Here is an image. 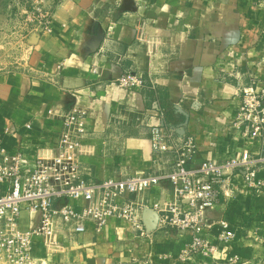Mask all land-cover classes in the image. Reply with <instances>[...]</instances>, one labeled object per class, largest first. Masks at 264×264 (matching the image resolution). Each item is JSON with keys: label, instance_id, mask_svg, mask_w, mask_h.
<instances>
[{"label": "crops", "instance_id": "obj_1", "mask_svg": "<svg viewBox=\"0 0 264 264\" xmlns=\"http://www.w3.org/2000/svg\"><path fill=\"white\" fill-rule=\"evenodd\" d=\"M44 8L50 31L31 36L21 67L0 72L1 142L20 148L28 165L56 153L72 107L85 116L79 162L86 179L167 172L186 137L195 142L194 166L264 149V131L245 139L232 124L239 89L264 78V0H44ZM126 71L147 86H117ZM158 108L167 114L162 153L151 140ZM256 176L264 181V164ZM222 180L197 233L211 254L182 264H264V182L257 192L227 166ZM128 198L139 204L133 219L110 217L100 229L88 220L79 233L57 220L55 242L36 237L26 264H172L192 233L159 222L174 201L169 182ZM37 222V212L21 211V229Z\"/></svg>", "mask_w": 264, "mask_h": 264}, {"label": "built area", "instance_id": "obj_2", "mask_svg": "<svg viewBox=\"0 0 264 264\" xmlns=\"http://www.w3.org/2000/svg\"><path fill=\"white\" fill-rule=\"evenodd\" d=\"M42 30L50 31L48 15L42 22ZM114 82L126 91L147 86V82L132 71L121 73ZM150 85H153L151 80ZM238 92L240 103L232 124L247 139L264 131V78L259 81L251 79ZM156 114L158 123L151 128L152 147L162 153L169 147L162 131L167 114L159 108ZM86 132L84 114L72 107L62 117L56 153L50 157H37L32 165L26 163L20 148L8 150L0 138V261L28 263L36 237L51 244L55 242L57 220L63 224L71 223L72 231L77 233L84 231L88 220L98 229L110 217L131 220L139 204L128 196L166 180L174 201L167 206L159 222L192 233L191 240L172 263L182 264L193 254H211L212 246L197 233L204 226L205 210L217 202L221 193L224 166L238 171L244 183L257 192L263 186L264 181L256 176V169L264 164V149L255 156L244 150L238 158L227 159L224 165L202 160L194 166L196 147L191 137L174 146L173 160L167 172L86 179L85 168L79 162L81 139ZM58 200L65 202L56 205ZM72 200H82L83 204L77 207ZM23 209L38 213V222L28 229L19 227ZM221 226L225 228L226 224L222 222ZM137 228L144 233L141 226L137 225ZM220 236L226 241L231 234L224 230ZM232 260L236 261L237 257Z\"/></svg>", "mask_w": 264, "mask_h": 264}, {"label": "rangeland", "instance_id": "obj_3", "mask_svg": "<svg viewBox=\"0 0 264 264\" xmlns=\"http://www.w3.org/2000/svg\"><path fill=\"white\" fill-rule=\"evenodd\" d=\"M47 15L44 0H0V72L24 64L31 36Z\"/></svg>", "mask_w": 264, "mask_h": 264}]
</instances>
